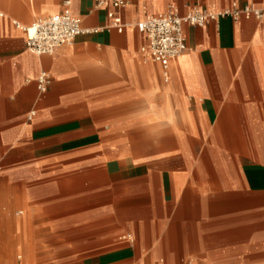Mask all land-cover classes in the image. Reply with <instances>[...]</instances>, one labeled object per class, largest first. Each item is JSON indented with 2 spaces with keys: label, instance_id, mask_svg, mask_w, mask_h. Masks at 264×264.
I'll return each instance as SVG.
<instances>
[{
  "label": "crops",
  "instance_id": "1",
  "mask_svg": "<svg viewBox=\"0 0 264 264\" xmlns=\"http://www.w3.org/2000/svg\"><path fill=\"white\" fill-rule=\"evenodd\" d=\"M65 1L96 32L51 56L29 52L12 21L60 14ZM122 1L125 23L169 3L180 14L264 6ZM94 5L0 0V177L31 183L48 211L61 195L60 224L87 226L79 239L93 247L127 232L117 237L127 245L71 264H264V15L184 27L188 51L165 81L160 65L143 61L144 35L105 30L106 11ZM41 72L50 78L44 94Z\"/></svg>",
  "mask_w": 264,
  "mask_h": 264
},
{
  "label": "built area",
  "instance_id": "2",
  "mask_svg": "<svg viewBox=\"0 0 264 264\" xmlns=\"http://www.w3.org/2000/svg\"><path fill=\"white\" fill-rule=\"evenodd\" d=\"M70 2L65 1L64 10L57 15L37 18L29 25H21L12 21L15 29L24 34L26 49L37 56H51L62 47L71 45L74 39L81 35L95 33L96 30L85 29L82 21L71 15ZM95 8L106 11L109 24L105 30H114L122 33L126 28H134L144 35L146 43L140 48L144 62H153L161 66L164 80H168L167 69L169 63L188 51L184 36V27L202 28L221 19H230L234 22L240 19L254 18L260 20L264 15L262 9L251 5L239 6L232 2L228 7L219 9L214 5H194L184 14H180L177 7L169 3L164 12L156 15L143 14L140 21L125 23L121 11L127 3L122 0H95ZM50 85V78L41 72L36 79V88L39 94H44ZM34 112H30V117ZM121 240L131 241V236L121 237Z\"/></svg>",
  "mask_w": 264,
  "mask_h": 264
},
{
  "label": "rangeland",
  "instance_id": "3",
  "mask_svg": "<svg viewBox=\"0 0 264 264\" xmlns=\"http://www.w3.org/2000/svg\"><path fill=\"white\" fill-rule=\"evenodd\" d=\"M154 132L158 131L152 130V134ZM31 185L16 181L13 176L0 177V264H71L102 250L127 245L117 240L127 233L125 231L100 247L81 241L79 229L83 232L87 226L60 224L64 214L61 195L54 196L58 209L48 211L29 193ZM52 221L56 224H51Z\"/></svg>",
  "mask_w": 264,
  "mask_h": 264
},
{
  "label": "bare ground",
  "instance_id": "4",
  "mask_svg": "<svg viewBox=\"0 0 264 264\" xmlns=\"http://www.w3.org/2000/svg\"><path fill=\"white\" fill-rule=\"evenodd\" d=\"M19 214H21V213H19Z\"/></svg>",
  "mask_w": 264,
  "mask_h": 264
}]
</instances>
